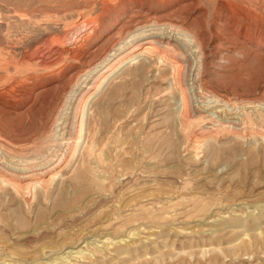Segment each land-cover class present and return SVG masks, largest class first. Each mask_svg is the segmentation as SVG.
I'll use <instances>...</instances> for the list:
<instances>
[{
    "label": "rangeland",
    "instance_id": "374dc122",
    "mask_svg": "<svg viewBox=\"0 0 264 264\" xmlns=\"http://www.w3.org/2000/svg\"><path fill=\"white\" fill-rule=\"evenodd\" d=\"M0 264H264V0H0Z\"/></svg>",
    "mask_w": 264,
    "mask_h": 264
},
{
    "label": "bare ground",
    "instance_id": "6f19581e",
    "mask_svg": "<svg viewBox=\"0 0 264 264\" xmlns=\"http://www.w3.org/2000/svg\"><path fill=\"white\" fill-rule=\"evenodd\" d=\"M148 46V45H147ZM148 47H146V49H147ZM146 49H144V50H146Z\"/></svg>",
    "mask_w": 264,
    "mask_h": 264
}]
</instances>
